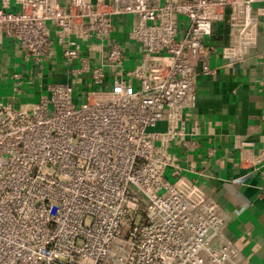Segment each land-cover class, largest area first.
Returning a JSON list of instances; mask_svg holds the SVG:
<instances>
[{
    "label": "built area",
    "instance_id": "built-area-1",
    "mask_svg": "<svg viewBox=\"0 0 264 264\" xmlns=\"http://www.w3.org/2000/svg\"><path fill=\"white\" fill-rule=\"evenodd\" d=\"M219 22L234 67L264 0H0L13 91L0 100V264H250L174 152L195 145L187 122ZM57 57L65 78L43 86ZM18 65L38 77L31 102Z\"/></svg>",
    "mask_w": 264,
    "mask_h": 264
},
{
    "label": "crops",
    "instance_id": "crops-1",
    "mask_svg": "<svg viewBox=\"0 0 264 264\" xmlns=\"http://www.w3.org/2000/svg\"><path fill=\"white\" fill-rule=\"evenodd\" d=\"M227 35L225 22L213 25L208 43L217 52H203L216 70L197 78V103L187 122L195 145L188 151L174 147V152L184 175L229 217L223 235L250 264H264V27L256 47L234 67L224 66L219 54ZM17 69L24 78L17 98L31 102L40 93L38 77L30 66ZM64 70L61 59L54 58L43 68V86L63 81Z\"/></svg>",
    "mask_w": 264,
    "mask_h": 264
},
{
    "label": "rangeland",
    "instance_id": "rangeland-1",
    "mask_svg": "<svg viewBox=\"0 0 264 264\" xmlns=\"http://www.w3.org/2000/svg\"><path fill=\"white\" fill-rule=\"evenodd\" d=\"M4 52L2 53V57L4 56ZM12 62H14V58H11ZM20 62V59H17ZM1 68V65H0ZM11 97H13V91L11 89L10 81H6L5 79L0 80V100L8 101ZM22 98V97H21ZM81 98H79V102H81Z\"/></svg>",
    "mask_w": 264,
    "mask_h": 264
},
{
    "label": "trees",
    "instance_id": "trees-1",
    "mask_svg": "<svg viewBox=\"0 0 264 264\" xmlns=\"http://www.w3.org/2000/svg\"><path fill=\"white\" fill-rule=\"evenodd\" d=\"M220 23V22H219Z\"/></svg>",
    "mask_w": 264,
    "mask_h": 264
}]
</instances>
